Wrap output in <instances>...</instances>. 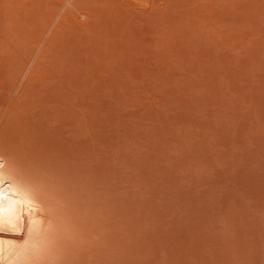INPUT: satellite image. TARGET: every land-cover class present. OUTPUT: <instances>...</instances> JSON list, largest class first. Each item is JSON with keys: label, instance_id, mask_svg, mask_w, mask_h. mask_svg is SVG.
I'll return each mask as SVG.
<instances>
[{"label": "rangeland", "instance_id": "rangeland-1", "mask_svg": "<svg viewBox=\"0 0 264 264\" xmlns=\"http://www.w3.org/2000/svg\"><path fill=\"white\" fill-rule=\"evenodd\" d=\"M0 194V264H264V0H0Z\"/></svg>", "mask_w": 264, "mask_h": 264}, {"label": "bare ground", "instance_id": "bare-ground-1", "mask_svg": "<svg viewBox=\"0 0 264 264\" xmlns=\"http://www.w3.org/2000/svg\"><path fill=\"white\" fill-rule=\"evenodd\" d=\"M9 198L10 196H7L6 194H0V253L4 250H9L16 245L17 242H21L26 237V233H28L29 229H36V231H39L40 233V230L33 226V222L31 223L27 221L28 223L26 224L23 222H14L13 209L9 204Z\"/></svg>", "mask_w": 264, "mask_h": 264}]
</instances>
